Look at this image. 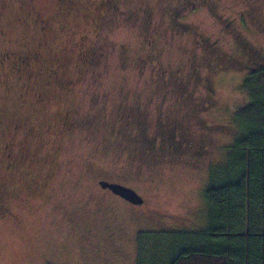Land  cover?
<instances>
[{"label": "rangeland", "instance_id": "rangeland-1", "mask_svg": "<svg viewBox=\"0 0 264 264\" xmlns=\"http://www.w3.org/2000/svg\"><path fill=\"white\" fill-rule=\"evenodd\" d=\"M185 1L0 0V53L25 59L0 64V264H137L141 231L205 228L242 84L264 66V0H195L175 18ZM100 176L144 203L108 198Z\"/></svg>", "mask_w": 264, "mask_h": 264}, {"label": "trees", "instance_id": "trees-1", "mask_svg": "<svg viewBox=\"0 0 264 264\" xmlns=\"http://www.w3.org/2000/svg\"><path fill=\"white\" fill-rule=\"evenodd\" d=\"M241 133L204 193L202 230L141 231L137 264H264V66L242 84ZM152 242V243H151Z\"/></svg>", "mask_w": 264, "mask_h": 264}, {"label": "flooded vegetation", "instance_id": "flooded-vegetation-1", "mask_svg": "<svg viewBox=\"0 0 264 264\" xmlns=\"http://www.w3.org/2000/svg\"><path fill=\"white\" fill-rule=\"evenodd\" d=\"M30 1H31L32 5H33L34 4V0H30ZM58 1L63 3V2H66L68 0H58ZM203 1L206 2L207 0H203ZM203 1H202V3H203ZM196 3L197 2L195 0H191V1L186 0L185 3H184V7L182 6L181 9H174V12H172L173 16L175 18L178 17L179 14H181V12L183 11V9H188L189 7H191V10L193 8H198V5ZM30 16L31 17H34V19L37 20L38 22H41V30H43L44 32L47 31L48 24H47L46 20H44L43 13L41 11H39V10L34 11V9H33L30 12ZM43 31H42V33H44ZM0 34L2 36L3 35L6 36V31H5L4 28L3 29L0 28ZM44 34H46V33H44ZM246 54L248 55V53H246ZM250 59H251V57H250ZM5 60H12V61L14 60L15 65L21 66L24 63V60L25 59H24V56H21L16 50L15 51L7 50V51H4V52H1L0 53V64L3 63V62H5ZM30 62H31V59L28 60V63H30ZM254 63L256 64L257 62L255 60H252V61L250 60L249 62H247L245 64V66H246V68H249L250 69V67H251L250 65H252ZM59 91H65V89H62V90H59ZM40 92L43 93V91H39V93ZM39 93H38V95H39ZM142 121L143 120L138 119L137 120V123H136V129H140V131L142 130L141 129L142 128ZM18 128H19V124H15L14 125V129L17 131ZM175 136H176V134H173V133H170L169 134V138L170 139H172L174 141L176 140L177 142L185 145V142L186 141H185V138L184 137L176 138ZM179 143H176L175 148H177V149L180 148V146H178ZM21 144H23L22 141H20L19 144L17 145L18 148L16 146H14V145H7L6 146L7 147L6 148V157H8V159H9V162L7 164L6 169H8V170L17 169V167H19L20 166V163L22 162V158L27 156V154H25L23 152H20V154H19V152H18L17 149H20ZM25 149H27V148H25ZM102 181L108 182V183H110V182L119 183L121 185L123 184V185L128 186V187H131V186L128 185L125 181H120V180L115 179V178H113L111 176L110 177H108V176H100L95 181V184L94 185L98 189L99 192H101L102 194H104L108 198L113 199V200H117V201H119L121 203L124 202L125 204H128L129 206H132V207L139 206V205H142L144 203L143 202L142 204H135V203L133 204L132 202H130L129 200H127L125 197H123V196L121 197L120 195L116 194L109 187L103 186L101 184ZM131 188H134V187H131ZM48 264H54V263H52V261L49 260L48 261Z\"/></svg>", "mask_w": 264, "mask_h": 264}, {"label": "water", "instance_id": "water-1", "mask_svg": "<svg viewBox=\"0 0 264 264\" xmlns=\"http://www.w3.org/2000/svg\"><path fill=\"white\" fill-rule=\"evenodd\" d=\"M101 184L105 187H109L112 189L116 194L120 195L121 197H125L127 200L132 202L133 204H142L144 202L143 196H141L134 188L121 185L119 183L114 182H104L102 181Z\"/></svg>", "mask_w": 264, "mask_h": 264}]
</instances>
